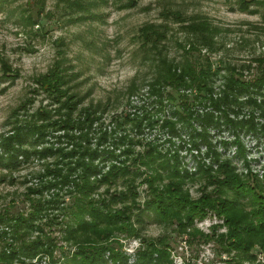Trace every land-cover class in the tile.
I'll use <instances>...</instances> for the list:
<instances>
[{"label": "rangeland", "instance_id": "374dc122", "mask_svg": "<svg viewBox=\"0 0 264 264\" xmlns=\"http://www.w3.org/2000/svg\"><path fill=\"white\" fill-rule=\"evenodd\" d=\"M207 62L209 90L200 91L191 85L195 66ZM53 70L64 92L39 83ZM38 111L46 126L22 145L31 154L11 164L4 139ZM0 159V231L8 236L0 252L11 251L8 219L18 216L33 214L56 243L53 255L19 254L9 264H62L75 250L68 207L84 197L76 185L84 162L93 166L91 179L129 168L91 193L98 201L106 190L127 192L137 198L126 205L143 209L174 170L195 200L238 201L228 214L208 206L183 232L151 214L138 218L133 206L137 231L105 240L102 264H264L257 238L245 251L230 245L232 229L244 235L255 220L258 198L221 187L227 174L219 171L229 163L264 192V0H5ZM39 233L30 229L25 239Z\"/></svg>", "mask_w": 264, "mask_h": 264}, {"label": "trees", "instance_id": "16d2710c", "mask_svg": "<svg viewBox=\"0 0 264 264\" xmlns=\"http://www.w3.org/2000/svg\"><path fill=\"white\" fill-rule=\"evenodd\" d=\"M5 0H0V11ZM197 77L194 78L195 82L191 83L193 86H197L200 91L204 88L209 90V82L207 75L211 74L210 63L207 62L206 65H196ZM57 71L53 70L47 77L39 79V83L42 85L49 86V90L55 92H64L59 89V85L62 84V77L57 76ZM59 74V73H58ZM173 81L181 80V77L172 78ZM185 83V80H184ZM26 107V106H24ZM44 111L36 112L32 115V119L26 121H17L13 126V133L8 135L4 140L9 141L8 145L6 142L3 144L9 153V160L11 164L17 165L18 153H28L27 149H22V145L26 141L32 130L42 129L46 126L45 123H41V119H44ZM35 118V119H34ZM25 131H30L25 132ZM33 132V131H32ZM16 144H13L14 142ZM1 159H6L4 156ZM0 159V160H1ZM84 170L77 182V189L83 194V198H76L75 206L68 207L71 208L72 213V224H68V241L75 245V250L72 253L66 254L65 259H63L62 264H102L103 254L108 249L109 245L104 244L115 231H126V232H136V226L133 222L131 215V209L137 208V216L141 218L142 215L148 214L153 215L158 222L171 224L177 223L176 231H186L189 227V223L193 221L195 216L200 212H205L206 208L218 210L220 214H228V212L238 205V201L234 199H212L210 196L200 198L198 200L193 199L188 192H184L181 189V176L179 172L173 171L171 173V181L164 185L163 188L157 186L151 192V197L147 200L145 207L142 209L137 203L134 202L133 206H127L126 200L129 198L127 192L114 191L110 192L106 190L107 197H102L100 201L92 199L90 197L91 193L96 189L100 188L102 184L111 182L110 177L118 178L120 175H127L129 173L128 167H115L104 174L100 179H91V174L93 171L92 164L83 163ZM225 170L227 176L226 179L220 181L221 187H225L227 191H233L236 193L243 192L246 193L250 189L253 194L257 196V203L255 209L252 211L254 221L247 223V232L242 235V233L237 232L235 228L231 231V241L230 245L235 248L245 251L249 246L254 245V239L260 241L264 246V192L255 191L253 187H249L248 181H245L243 176L238 174L234 167L228 164L221 165V170ZM222 172V171H221ZM180 176V177H179ZM63 180L69 179V175H64ZM157 178V177H156ZM154 179V178H153ZM153 179H150L151 185L153 184ZM149 180V179H148ZM155 181V179H154ZM112 182H114L112 180ZM260 183H258L259 185ZM260 188V187H259ZM219 194V193H218ZM241 194V193H240ZM136 200L137 195L130 196ZM79 199V200H78ZM118 201L124 202L122 207L114 209L112 206ZM134 209V208H133ZM14 219V220H13ZM253 219V218H252ZM1 220L4 218L1 216ZM9 224L12 228L13 236L12 241L6 242L7 246L11 248V251L2 250L0 252V264L11 263L19 254H24L25 256H36L40 253H48L53 255L55 250V240L49 236L42 229V225H36V220L32 214L30 217H13L8 219ZM35 229L39 230V236L34 241H29L25 239L29 235V231ZM7 232L0 231V239H8L6 236ZM230 239V238H229ZM152 253L158 252V246L156 242L151 243ZM244 249V250H243ZM162 258H165L164 251L161 252ZM148 256V255H146Z\"/></svg>", "mask_w": 264, "mask_h": 264}]
</instances>
